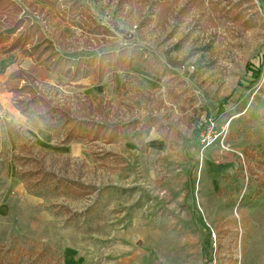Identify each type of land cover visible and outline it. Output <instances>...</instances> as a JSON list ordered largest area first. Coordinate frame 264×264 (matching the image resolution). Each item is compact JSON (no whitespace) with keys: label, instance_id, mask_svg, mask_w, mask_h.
<instances>
[{"label":"rangeland","instance_id":"374dc122","mask_svg":"<svg viewBox=\"0 0 264 264\" xmlns=\"http://www.w3.org/2000/svg\"><path fill=\"white\" fill-rule=\"evenodd\" d=\"M74 1L114 35L72 23ZM11 2L0 27L26 15L64 54L148 63L68 81L0 53V264H264V0ZM18 68L56 108L49 124L5 90ZM64 114L95 139L62 141Z\"/></svg>","mask_w":264,"mask_h":264},{"label":"trees","instance_id":"16d2710c","mask_svg":"<svg viewBox=\"0 0 264 264\" xmlns=\"http://www.w3.org/2000/svg\"><path fill=\"white\" fill-rule=\"evenodd\" d=\"M49 1L55 6L61 4L59 3L61 0ZM5 2L12 3L11 0H0V9L4 7ZM64 14L68 16L67 18H71L72 23L87 27L90 33L99 34L103 37L114 35L109 27L97 22L91 13L78 2L74 1L69 3ZM28 18L26 15L17 16L12 23L0 27V52L5 54L19 49L26 56L31 57L35 64L42 66L47 72L66 77L68 81H77L92 73L96 77H101L109 67H118L121 65L129 67L135 61L148 63L147 57L141 51L137 49L128 51L125 48L112 51H97L85 57H72L53 47L51 41L44 36L40 24L38 22L27 23ZM4 88L12 93L13 103L21 113L29 111L34 105L39 103L45 107L44 111L38 113V118L44 124H49V119H53L54 115H56V108L52 106L47 96H45L41 82L28 71L22 68L12 71L4 81ZM62 116L67 128L62 141L69 142L72 140L95 139L96 130H88V128H93L88 121L81 120L70 114H64ZM140 128L142 127L140 126ZM202 128L200 127L198 130H203L204 128ZM16 131L13 130V134L19 139L20 135ZM41 172L44 174L41 178H37L39 179L38 181H41V183L49 182V180L53 181L49 177L50 173L41 170L19 172V176L30 182L32 177H37ZM59 183L60 178H57L54 185L58 186ZM35 186L37 184H32L30 187ZM210 241L211 239H207L205 245L209 246L211 244Z\"/></svg>","mask_w":264,"mask_h":264},{"label":"crops","instance_id":"0c3cea01","mask_svg":"<svg viewBox=\"0 0 264 264\" xmlns=\"http://www.w3.org/2000/svg\"><path fill=\"white\" fill-rule=\"evenodd\" d=\"M12 52H13V51H12ZM0 53H1V52H0ZM9 53H11V52H9ZM9 53H5V54H4V53H1V54L6 55V54H9ZM13 71H14V70H13ZM11 72H12V71H11ZM11 72H10V73H11ZM10 73H9V74H10ZM9 74H8V75H9ZM31 74H32V73H31ZM8 75H7V77H8ZM7 77H6V78H7ZM6 78H5V79H6ZM4 81H5V80H4ZM3 86H4V82H3ZM5 90H6V89H5ZM6 91H7V90H6ZM10 93H11V92H10ZM11 130H12V132H13L14 128H12Z\"/></svg>","mask_w":264,"mask_h":264}]
</instances>
